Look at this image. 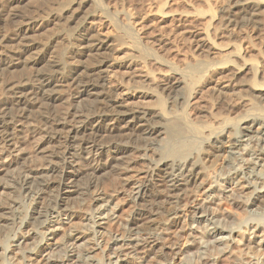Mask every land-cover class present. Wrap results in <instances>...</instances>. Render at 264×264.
Returning a JSON list of instances; mask_svg holds the SVG:
<instances>
[{
	"label": "bare ground",
	"instance_id": "bare-ground-1",
	"mask_svg": "<svg viewBox=\"0 0 264 264\" xmlns=\"http://www.w3.org/2000/svg\"><path fill=\"white\" fill-rule=\"evenodd\" d=\"M20 1L23 0H9L13 4ZM226 2L222 9L226 26L264 25V0ZM89 5L105 14L96 0H71L45 17L18 22L15 34L4 39L5 49L0 51V73L37 65L45 54H50L47 69L18 77L8 84L6 94L0 98V195L17 192L19 188L32 193L35 188L36 204L44 194L57 201L50 218L46 216L48 209L39 204L27 225L22 224L11 240L20 252L32 241V248L23 258L25 264H105L101 258L92 256L100 249L106 264H134V255H139L137 260L141 264H175L178 256H183L179 264H264V110L257 106L264 104V84L239 81L244 73L250 79L255 78L259 67L264 71V56L256 51L258 62L242 61L235 44L219 49L210 39L209 26L196 29L194 37L202 57L183 63L180 68L169 67L170 73L161 76L164 81L160 90L165 92L164 97L189 106L192 94L201 86L194 82L195 75L202 83L210 82L212 91L219 95L234 84L248 92L232 108L242 112V116L231 119L219 116L215 117L214 125L197 126L185 109L164 110L162 98L154 93L157 84L144 65L147 59L158 58L140 47L129 24L119 27L115 23L116 15L110 17L108 23L115 28L111 34L102 28L97 16L81 15L82 9ZM121 15L124 20L129 18L127 12ZM11 17L16 21L19 18L15 13ZM153 17L162 20L164 12L157 11ZM54 21L77 26L70 50L59 46L53 35H43V41L38 42L32 39ZM61 31L67 32L65 28ZM67 36L70 37L68 32ZM110 40L122 44L120 49H115L119 57L114 61L104 58L107 51L114 50ZM70 56L72 61L68 64L66 57ZM211 56L217 61H212ZM117 71L125 82L118 80ZM122 83L136 87L122 88ZM63 92L68 96L65 99L61 98ZM143 97L154 99L156 105L137 106L135 101ZM57 102L63 103V110L55 109ZM259 120L260 130L253 136ZM29 131L36 147L34 157H25L19 147ZM160 135L164 143L158 148V158L149 171L140 169L138 166L148 162L147 152L155 147L152 136ZM253 140L257 141L256 148H248ZM227 143L225 166L213 179L221 197H214L210 189L196 202L192 194L200 187L199 176L208 169L205 164L221 156ZM201 144L206 147L201 148ZM17 164L21 170L18 173L22 174L16 182L18 188L11 187L10 182L7 184L8 177L5 178ZM101 175L108 176L107 180L112 178L108 184L118 188L98 191ZM225 184L239 193L228 191ZM75 198L88 203L87 220L93 224L92 231L86 229L88 225L76 222L78 212L70 211L68 201ZM124 201L132 205L129 218L132 225L126 235L121 232L103 244L95 243V237L101 239L106 226L115 223ZM219 201H229L239 210H248L246 221L228 222L220 217L211 207ZM182 203L192 204L187 231L181 222ZM162 210L166 220L155 227L154 218ZM62 217H66V223H62ZM10 220V210L0 203V229ZM243 225L247 231L252 229L255 235H261L258 241L245 238L241 243L244 251L234 250L229 237L239 233ZM152 227L156 231L149 233ZM47 235L54 242L48 243ZM85 237L90 244L87 249L78 244ZM183 240L188 245L180 250L178 245ZM7 248L5 245L3 251ZM56 250L59 253L54 254ZM247 254L255 262L248 261Z\"/></svg>",
	"mask_w": 264,
	"mask_h": 264
},
{
	"label": "rangeland",
	"instance_id": "rangeland-1",
	"mask_svg": "<svg viewBox=\"0 0 264 264\" xmlns=\"http://www.w3.org/2000/svg\"><path fill=\"white\" fill-rule=\"evenodd\" d=\"M71 0H23L18 3H10L9 0H0V51L5 49L4 46V39H8V37H12L15 34L16 27L18 22L24 21L28 18L31 19H39L40 17H45L50 12L57 11L59 7L66 5ZM101 4L103 7L105 14L100 9H96L93 5L85 6L82 9V16L85 15H92L97 16L101 20L102 28H107L110 33L112 34L115 31L109 23V18L116 15L115 23L117 26L122 27L125 23L129 24L130 31L132 32L133 36L137 39L140 47L144 48L145 50L152 53L158 59H147L144 63L146 70L150 72V74L154 78V84L156 88H154V93L156 96L161 97L163 100V107L166 112L174 111L180 112L182 109H185V112L188 118L193 121V123L197 126L201 124H208L214 125V119L218 118L219 116H224L229 119L236 118L238 116H242L243 113L232 109L240 100V97L248 94V92L243 89L241 86L237 84L230 86L225 90L223 95H219L218 93H214L212 91V85L209 83H202L198 81L197 75L193 77L194 82L200 83V89L194 92L191 96V103L189 106L184 107L177 99L173 101L165 96V92H162L160 89L161 84L164 81L161 78L162 75L170 73V68H180L183 63L191 61L193 59H199L202 57L201 53L198 51L197 48V39L194 37V32L198 27L209 26L210 27V39L215 44V46L219 49H225L229 44H235L238 47L240 56L242 61L245 62H258L259 55L256 51H259L261 55L264 56V25L258 23H249V24H235V25H227L224 23V16L225 13L222 12L223 6H225L226 0H96ZM228 1V0H227ZM102 9V8H101ZM162 10L164 12V18L162 20L156 19L153 15L157 12ZM117 12L119 15H117ZM127 12L129 18L124 20L122 18L121 13ZM15 13L19 16L16 20H13L11 14ZM143 18H146L144 20ZM48 26L45 28L43 32L37 33L38 35L34 36L32 39L35 42L43 41V35H53L59 40L60 45L67 50H70L71 46V39L73 38V34H75V29L77 26L72 22H67L63 24V22H50L47 23ZM225 24V25H224ZM228 27V28H227ZM65 28L70 35L67 36V32H62L61 29ZM195 29V30H194ZM191 30V32L189 31ZM194 30V31H192ZM191 35V36H190ZM193 35V36H192ZM194 37V38H193ZM245 37V38H244ZM195 39V40H192ZM70 40V41H69ZM111 41V40H110ZM160 41V42H159ZM196 41V43H195ZM162 42V43H161ZM113 44V51H107L104 58L109 61H114L119 57V54L115 49H120L122 44L120 42L111 41ZM160 43V44H159ZM162 45V46H161ZM37 52V51H36ZM71 55V54H70ZM34 56V55H33ZM50 54H45L43 57L44 59L41 60L37 65L34 66H27L24 69L18 68L14 70L12 73H0V98L3 97L8 89V84L13 81H16L18 77L28 74L34 75L37 73H41L45 69H47L46 62L49 58ZM213 58L212 56L210 59ZM72 61L71 56L68 58L66 57V62ZM212 61H217V59H211ZM238 64V62H234ZM73 65L72 68H74ZM76 70V69H75ZM73 69V71H75ZM73 71H69V74L72 75ZM225 75V74H223ZM116 76H118V80L122 79V82H125V78L122 76L120 71L116 72ZM252 80L256 84H264V71L261 70L259 67V74L255 77L250 79L248 74H242L240 76V82ZM121 81V80H120ZM198 81V82H197ZM136 85L133 84H125L122 83V88L127 89H135ZM173 96V95H170ZM67 93L63 92L61 94V98H67ZM63 103L57 102L54 104L55 109L63 110ZM137 106H155L156 102L154 99L147 97V98H140L135 101ZM258 108L264 110V104H257ZM51 108H53L51 106ZM216 117V118H215ZM260 120L257 122V125L254 127V130L251 135L255 136V132H257ZM36 125V123H35ZM256 129V130H255ZM260 129H258L259 131ZM30 133V134H29ZM29 133H25L24 135L27 136L24 141H20V149H22L24 156L34 157L36 154V147L33 142V133L29 131ZM21 135V136H24ZM29 135V136H28ZM24 136V137H25ZM264 139V138H263ZM152 142L154 143V147L151 151L147 152L148 162H146L143 166H138L140 169L149 171L151 164H153L154 160L158 158V148H161V145L164 143V137L160 136H152ZM257 141H252L248 148L253 149L256 148L255 143ZM138 143V142H137ZM263 142H261L262 144ZM107 147V145L105 146ZM201 148H205L206 146L201 144ZM224 148L221 150V156L217 157V159H212L213 162H207L208 169L202 173L199 177V182L201 183L197 187L196 192L192 194V198L197 201L201 200L207 191H210L214 197L219 198L221 197V192L216 187V183L214 184V180L216 179L219 171L225 166L227 150H228V143L223 146ZM254 148V149H255ZM157 149V151H156ZM107 149L105 148L104 152ZM264 151V150H263ZM39 156V155H38ZM198 156V155H196ZM264 155H262V158ZM17 165H13L7 173L6 183L11 187L18 188L19 184H17L18 180H20L21 173ZM136 167V168H138ZM19 172V173H18ZM18 174V176H17ZM20 176V177H19ZM18 177V178H16ZM108 176H99L97 181L98 183V191H106L110 192L115 188H118V185L112 186L109 185L112 178L107 180ZM4 178V177H3ZM4 178V179H5ZM13 179V180H12ZM214 179V180H213ZM8 180V181H7ZM12 180V181H11ZM202 180V182H201ZM134 181V180H133ZM14 182V183H13ZM17 182V183H16ZM259 182V181H258ZM84 183L82 180L81 184ZM115 183V182H114ZM134 183V182H133ZM13 185V186H12ZM85 186V185H83ZM82 186V188H84ZM228 191L234 192V187L229 184H225ZM20 189V188H19ZM17 189V192L10 193L6 191L4 194L0 195V203L4 204V207L10 210V218L11 220L4 226V228L0 229V264H25L26 252L29 251L33 244L32 241H28L26 243V250L20 252V250L13 245L11 240L14 236L17 235L19 228L23 225H27L30 221L29 217L33 216V212L38 209L41 205L44 204V209L47 208L46 216L48 218L53 215L52 207H55L57 201L55 198L47 195H42L41 200H38L39 204H36V199L34 198L36 189L34 190L33 196L30 191L24 192L21 189ZM235 193H239L235 191ZM32 198H31V196ZM216 195V196H215ZM55 196V194H54ZM33 199V200H32ZM35 199V200H34ZM218 205H211L215 211H217L218 215L222 218H226L228 222L234 220V222H244L247 218V211L245 209L239 210L233 206H231V202L229 201H219ZM182 203L180 206V216L181 222H184V230L187 231L190 220H189V211L191 210L192 204ZM69 209L71 212H78L77 215L79 218L76 219L77 223H83L88 225L86 226L87 230L92 231L91 221L87 219L90 218V212L86 207L88 203L81 200V199H72L68 201ZM72 207V208H71ZM255 208V207H254ZM251 209V208H247ZM253 209V208H252ZM74 210V211H73ZM132 205L129 204L128 201H124L122 203V209L119 211L115 219V223L113 225L106 226V230L103 232L101 239L95 237L97 241L94 242H103L107 240L109 237H113L118 235L122 232V235H126L127 230L131 227L130 217ZM254 210V209H253ZM163 211V210H162ZM45 212V210L43 211ZM130 213V214H129ZM49 214V215H48ZM130 215V216H129ZM163 211L159 213L157 218H154L153 225L159 226L163 224L166 220V215ZM46 217V218H47ZM45 218V220H46ZM47 218V219H48ZM86 218V219H85ZM130 218V219H129ZM129 219V221H128ZM13 220V221H12ZM44 220V219H43ZM42 220V221H43ZM62 223H66V217H62ZM66 221V222H65ZM117 221V222H116ZM11 222V223H10ZM88 223V224H87ZM90 223V224H89ZM23 224V225H22ZM122 224V225H120ZM22 225V226H21ZM186 225V226H185ZM188 225V226H187ZM91 226V227H90ZM38 228L40 227V223H38ZM90 227V229L88 228ZM152 230H149V233L156 231L153 227ZM125 232V233H124ZM148 232V231H147ZM246 232V233H245ZM261 234H254V231L251 229L249 231L246 230V227H241L239 233H233L230 235L231 239V248L234 250H243L241 247V243L244 242V239L247 238L252 241H258ZM86 236V234H85ZM48 243L54 242L50 236H46ZM104 238V240H103ZM88 238H83L78 244H81L83 248L90 246ZM59 243V242H58ZM102 243V244H103ZM10 244V247H9ZM5 245H8V248L3 251ZM13 245V246H11ZM186 241H181L178 245L180 250H183L187 247ZM253 245V244H252ZM77 246V245H76ZM84 250V249H83ZM244 251V250H243ZM192 254H195V261H196V250L193 249ZM245 252H247L245 250ZM243 252V253H245ZM54 254L59 253L58 250L53 252ZM95 259H102V262L105 264L107 263L106 258L101 253V249L94 252L92 254ZM246 256V255H245ZM247 256H251V254H247ZM139 255H134L133 261L134 264H141L139 259L137 258ZM245 257L248 261H253L252 257ZM183 256H178L174 259L175 264H179L183 259ZM256 259V258H255ZM108 260H110L108 258ZM262 261L264 259L262 257ZM260 264V262L258 263Z\"/></svg>",
	"mask_w": 264,
	"mask_h": 264
}]
</instances>
